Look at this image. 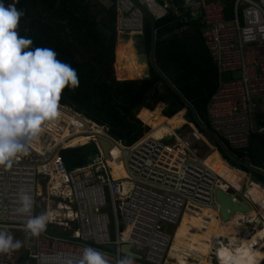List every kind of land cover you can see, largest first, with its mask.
<instances>
[{
    "label": "built area",
    "instance_id": "2783aa9c",
    "mask_svg": "<svg viewBox=\"0 0 264 264\" xmlns=\"http://www.w3.org/2000/svg\"><path fill=\"white\" fill-rule=\"evenodd\" d=\"M229 1L226 20V0H182L178 6L172 0H113L115 30L142 36L146 21L153 24L169 15L181 25L200 24L218 74L217 88L206 105L210 132L229 149L243 152L254 136L264 135V0ZM60 112L48 127L62 133L72 119V136L58 144L42 133L49 140L43 139L40 153L30 148L11 169L0 168V229L17 236L24 250L17 259L12 251L0 253V264H78L86 247L116 264L129 256L123 246L138 256L134 264H166L183 214L199 208L218 212L214 191L221 182L205 165L206 156L199 154L198 146L205 141L193 126L184 135L174 133L183 128L172 131L168 141L144 134L127 147L71 109L60 106ZM76 139L86 141L71 146ZM101 143L109 146L108 153ZM87 145H94L97 154L69 171L59 152ZM111 165H121L126 177L114 178ZM21 187L33 196L32 215L40 210L53 213L46 228L49 234L26 233L27 218L15 211ZM247 203L258 211L252 201ZM256 221L264 226L260 211L257 220L247 224ZM161 224L175 226L172 235L162 232Z\"/></svg>",
    "mask_w": 264,
    "mask_h": 264
},
{
    "label": "trees",
    "instance_id": "16d2710c",
    "mask_svg": "<svg viewBox=\"0 0 264 264\" xmlns=\"http://www.w3.org/2000/svg\"><path fill=\"white\" fill-rule=\"evenodd\" d=\"M99 1L109 5L108 0ZM110 1L109 7L100 5L97 0H18L16 4L25 12L17 29L19 35L31 38L32 47L55 50L58 60L77 71L79 85L63 90L60 106L71 108L81 118L104 127L109 137L127 147L140 140L148 132L147 128L154 131L185 110L188 124L216 149L228 169L250 174L254 181L264 185L263 175L227 158L211 138L214 135L208 125L206 105L217 88L218 74L203 43V27L196 22L181 25L170 15L153 24L146 21L144 49L148 54L154 31L155 68L148 66V79L135 80L142 77L144 66L135 61L137 50L126 34L117 33L116 41L114 5L113 0ZM172 1L177 6L182 2ZM226 1L225 17L228 20L230 1ZM3 3L7 6L13 0H3ZM185 102L192 107L208 134L195 126ZM159 103L165 105L162 117L145 128L159 115V109H154ZM215 138L236 160L246 159L249 165L264 170V135L254 136L249 148L243 152L231 150ZM96 154L94 145L59 152L69 171L85 165ZM114 154L117 155V151ZM214 175L243 198V192L230 184L228 173ZM20 259L23 263L24 257Z\"/></svg>",
    "mask_w": 264,
    "mask_h": 264
},
{
    "label": "clouds",
    "instance_id": "9594fccd",
    "mask_svg": "<svg viewBox=\"0 0 264 264\" xmlns=\"http://www.w3.org/2000/svg\"><path fill=\"white\" fill-rule=\"evenodd\" d=\"M17 3L18 0H13L5 6L0 0V168L3 169H11L17 159L29 154L34 142L60 117L63 90L79 85L77 71L58 60L55 50L32 47L31 38L19 35L17 29L25 12L16 7ZM33 205V196L21 187L15 211L27 218L26 233L38 237L54 217L51 211L32 215ZM20 247L21 242L7 229H0V253ZM255 255L252 252L240 255L229 248H220L217 253L219 264H256ZM78 264H109V261L103 252L86 247ZM116 264H134V258L124 256Z\"/></svg>",
    "mask_w": 264,
    "mask_h": 264
},
{
    "label": "rangeland",
    "instance_id": "374dc122",
    "mask_svg": "<svg viewBox=\"0 0 264 264\" xmlns=\"http://www.w3.org/2000/svg\"><path fill=\"white\" fill-rule=\"evenodd\" d=\"M108 1H109V5L105 6V5H102L99 0H97V2L100 5L105 6V7H109L111 4V1L110 0H108ZM136 39H137V44H138L139 39L138 38H136ZM136 39H135V41H136ZM134 47L137 48L136 46H134ZM143 62H144L143 64H145L147 62V59L144 58ZM227 77L228 76H225L223 78H227ZM232 77H234V75H232ZM156 108L159 109V115L153 121H151V123L148 126H144V124H142L145 128L153 125V123L156 121V119L159 116L162 117V111L165 108V105L163 104V106H158V104H157L154 107V109H156ZM139 113H140V111H139ZM183 114L185 116L184 117L185 120L183 119ZM172 121H175L177 123L176 126L172 127L173 129H178L175 127H177V126L179 127L182 123L184 124L186 121V115L184 113V110H182L181 114H179ZM172 121H170V122H172ZM170 122L162 125L161 127L170 125ZM68 123L70 125V128H72L76 125V121H74L72 119H68ZM70 128L63 129V133L66 136L64 139L72 136V132H71ZM147 129H148V132L145 133L144 136H146L147 134L149 135L150 130H149V128H147ZM186 129H188V128H185L178 133L184 135L188 132V130L186 131ZM157 130L158 129H156L154 131H157ZM154 131H151V132H154ZM43 133H48L53 138V140L55 142L57 141L56 143L59 142V134L54 132L53 130H51L50 127H47ZM174 133L176 135H178L177 132H174ZM43 139H45L46 141L49 140L47 137L41 136L40 137L41 142L39 140L37 142H34V144L31 146V149L37 153H40L42 151V149L44 148L43 147V145H44ZM64 139H63L62 143H64ZM85 141L86 140H83V139L80 140L79 142H81V143H79V145L84 144ZM204 141H205V143H202L201 145L198 146V152L201 156H206L205 164L210 167L209 168L207 166L212 171L213 174H215L217 172L218 173H225V174L228 173L229 176H231L234 171H238L236 169L235 170L228 169L227 166H225L226 163L220 158L216 149L212 145H210L209 142L205 138H204ZM71 146H73V145H71ZM212 150H214V151L210 155L209 152ZM114 155L117 156L116 154H114ZM217 163L220 166H218ZM229 181H230V177H229ZM239 186H240V183H239ZM242 186L246 187L244 185H242ZM219 187L221 189H226L224 187V185H222V184H219ZM40 191H41V196H40L39 200L41 201V198L43 196V189H40ZM39 212H41V210ZM189 212H190V214H189ZM191 212L192 211L187 212V214L181 220L179 226L176 229L175 236H174V242H173L171 249L169 251V255L167 254V257H166V264H217V260H216L217 250H216V248H214L215 250L212 251V249H206L205 247L218 245L220 243V241H221V239L219 238L220 229H218L215 224H213V226H214L213 228H209L208 226L194 225V223H193L194 220H192V219L196 216L194 214V216L192 218ZM233 226H234V224H233ZM230 228L231 227L228 224H224L221 227V229H223V230L224 229L227 230ZM234 228H235V226H234ZM174 229H175V226L168 225V224H161L162 232L167 233L169 235H172ZM256 230H261V225L259 223H257V221L250 224V230L248 231V233L246 235H244L246 237L236 236L233 238L230 235L231 233L227 234L228 236L229 235L231 236L229 243H230V246L233 247L232 249L235 251V250H240L242 246L254 247V244H257L259 238H261V240L264 239V236L262 234L258 233V231L256 232ZM44 233L49 234L48 230L44 231ZM13 237L15 240H17V238H18L17 236H14V235H13ZM227 246L229 247V245H226L225 247L220 246L219 249L220 248H227ZM255 250H258V252L261 254V256L264 255L263 251H261L257 248ZM23 253H24V250L22 247H20L19 249H16V250H12V254L14 255V259H17Z\"/></svg>",
    "mask_w": 264,
    "mask_h": 264
},
{
    "label": "crops",
    "instance_id": "0c3cea01",
    "mask_svg": "<svg viewBox=\"0 0 264 264\" xmlns=\"http://www.w3.org/2000/svg\"><path fill=\"white\" fill-rule=\"evenodd\" d=\"M144 32V31H143ZM117 33L118 32H116V41H117ZM126 36H128L129 37V39H131L132 40V42H133V44H134V46H136L137 48H136V50H137V52H136V54H137V57H138V59L137 60H139L141 63H144L143 61H144V58H146L147 59V53L145 52V46H144V42H143V35L142 36H134V35H126ZM136 38H138L139 39V43L137 44V39ZM135 39H136V41H135ZM116 47V46H115ZM146 53V54H145ZM115 61H116V54H115ZM143 66H144V68H143V70H142V72H141V75H142V77L140 78V79H135V80H145V79H148V73H149V70H148V66L149 65H147V62L145 63V64H143ZM114 73H115V63H114ZM115 77H116V75H115ZM66 108H68V107H66ZM69 109H71V108H69ZM141 109H143V108H141ZM140 109V110H141ZM72 110V109H71ZM139 110V111H140ZM73 111V110H72ZM74 113H75V111H74ZM184 113H186V111L184 110ZM75 114H77V113H75ZM78 115V114H77ZM186 115V114H185ZM80 116V115H79ZM158 116V115H157ZM156 116V117H157ZM155 117V118H156ZM185 116H184V114H183V119L185 120V118H184ZM175 128H178V126L177 127H175ZM181 128H183V129H185V128H188V129H186V131L187 130H189V129H191L192 128V125H189L188 124V122L187 121H185V123L183 124H181L180 126H179V128L178 129H175V131H179ZM182 129V130H183ZM178 135H183V134H179L178 133ZM39 141L41 142V140H40V138H39ZM42 144V143H41ZM43 145V144H42ZM70 149H75V148H70ZM66 150H68V149H66ZM65 151V150H64ZM213 151L214 150H212V151H210L209 153H210V155L213 153ZM244 161H247L246 159H244ZM248 163V162H247ZM84 166V165H83ZM82 167V166H81ZM253 167V166H252ZM79 168V167H78ZM73 169H75V168H73ZM258 169V168H257ZM72 170V169H71ZM231 170V169H230ZM259 170H261V169H259ZM262 171H264V170H262ZM239 172V171H238ZM240 173H242V175H243V178H242V180L240 181V186L238 185V190L240 191V192H244V190H246V191H248L247 189H248V187L250 186V185H252V184H257V185H259L261 188H257V189H262V190H264V185L263 184H261L260 182H258V181H254L253 179H252V177L250 176V174H246V173H243V172H240ZM113 174V173H112ZM249 177V178H248ZM220 184H222V185H224V187L226 188V189H221L220 187H219V184L217 185V189H219V190H222L223 192H224V194H226L227 196H229L232 200H235L237 203H238V205H243V203H247L248 201H252V203H253V205H257V202H255L254 200H253V198H251V197H249L248 195H246V194H244V193H242V196H243V198L241 197V196H238V194H234L231 190H230V188L225 184V183H220ZM242 185H244V186H246V187H243ZM199 209H202V210H209L208 208H199ZM252 211L249 213V214H233V215H231V217H230V222H232V224H234V226H235V228H234V231H232L231 232V236L234 238V237H236V236H239V237H246V236H244V235H246L247 233H248V231L250 230V225L249 224H247L249 221H254V220H257V218H258V212L257 211H255V209L252 207ZM258 211H260L259 210V208L257 209ZM216 212V211H215ZM262 212V211H261ZM260 212V215L263 217V219H264V214H263V212L261 213ZM40 214H41V212H39ZM187 214V212L185 213V215ZM189 214H190V212H189ZM194 214H195V216L196 217H194L193 218V216H194ZM191 215H192V220H194L193 221V223H194V225H201V226H208L209 228H213L214 226H213V224H215L216 225V227L218 228V229H220V235H219V238L222 240V237H221V233L223 232V231H227V230H229V229H227V230H223V229H221V227L224 225V223H222L221 222V220H219V217H218V215H217V213H216V217L218 218H216V219H214V220H209L208 219V217L205 215H203V214H201V213H199L197 210H195V211H192L191 212ZM228 225H230V227H231V224H228ZM258 231V233H260V234H262L263 236H264V226H261V230H256V232ZM255 233V232H254ZM253 233V234H254ZM252 234V235H253ZM226 236V238H225V240L223 241V243L220 241V243L218 244V245H215V246H221V243H222V246H225V245H229V247L227 246V248H230V249H232L233 247H231L230 246V243H229V241H230V237L231 236ZM251 235V236H252ZM250 236V237H251ZM259 239H261V238H259ZM259 239H258V241H259ZM258 245H256L255 246V248H257V249H259V250H261V251H263L264 252V239H262L260 242H258L257 243ZM215 246H207V247H205V248H207V249H209L210 247H215ZM251 248V249H250ZM233 250V249H232ZM234 251V250H233ZM236 251H239V253H241V254H248L249 252H252V253H255L256 255H255V261H256V264H257V260L261 257V254L258 252V250H254V249H252V247L251 246H248V247H246V246H242L241 247V249L240 250H235L234 252H236ZM264 262V258L258 263V264H261V263H263Z\"/></svg>",
    "mask_w": 264,
    "mask_h": 264
},
{
    "label": "bare ground",
    "instance_id": "6f19581e",
    "mask_svg": "<svg viewBox=\"0 0 264 264\" xmlns=\"http://www.w3.org/2000/svg\"><path fill=\"white\" fill-rule=\"evenodd\" d=\"M137 59H138V57H136L135 61H139V60H137ZM179 121H180V120H179ZM179 123H180V122H179ZM176 125H177V123H176L175 121H172V122H170V125H168V126H164V127H161V128H158L157 131L151 132V133H149V135H150L151 137L157 139V140H160V139L166 138V137H168V135H170V134L172 133V131L175 130V129H173L172 127H174V126H176ZM178 128H179V127H178ZM58 134H59V142H58V144H61L62 141H63V139H64L66 136H65V134H64L63 132H62V133H58ZM80 140H82V139H76V140L72 141V142H71V145H73V146L79 145V143H81V142H79ZM56 142H57V141H56ZM205 161H206V158H205ZM205 165H206V164H205ZM206 166H208V165H206ZM208 167H209V166H208ZM209 168H210V167H209ZM111 169H112V173H113V177H114V178H125V177H126V174H125L124 170L122 169L121 165H118V166H117V165H111ZM213 171H214V170H213ZM229 177H230V184H231L232 186H234L235 188H238V185H239L240 181H241L242 178H243L242 173H240V172H238V171H234V172L232 173V175L229 176ZM247 190H248V191L244 190L243 193L246 194V195H248L249 197L253 198V200H254L255 202H257V207L259 208L260 212L262 211L263 214H264V190H262V189H257V188H256L255 186H253V185H250V186L248 187ZM231 200H232V199H231ZM232 201L235 202V203H237L235 200H232ZM237 205H238V203H237ZM252 210H253L252 207H250V212H251ZM197 211H198L199 213L203 214L204 216L206 215V216L208 217L209 220H214V219H216V213H217V215H218V217H219V220H221V218H220L218 212H215V211H213V210H210V209H209V210L198 209ZM250 212H249V213H250ZM262 212H261V213H262ZM249 213H246V214H249ZM231 215H233V214H228V219H226V220H221V222L224 223V224H231V228H230L229 230H227V231H223V232L221 233V237H222L221 242H222V243H223V241L225 240L226 236H228L227 234H230L232 231H234V226H233L232 222H230V217H231ZM184 217H185V214H183V216L181 217V220H182ZM181 220L179 221L177 227L179 226ZM177 227H176V229H177ZM175 232H176V230H175ZM175 232H174V236H175ZM174 236H173V238H172L171 246H172V244H173V242H174ZM171 246H170V248H169V251H170V249H171ZM221 246H222V244H221ZM225 246H226V245H225ZM225 246H224V247H225ZM214 248H216L217 253H218L219 246L210 247L209 249H214ZM206 249H207V248H206ZM250 249H251V248H250ZM252 249L255 250L256 248H255V247H252ZM169 251H168V255H169ZM263 258H264V255H262V256L257 260V264H258ZM216 260H217V264H218V263H219V261H218V256H217Z\"/></svg>",
    "mask_w": 264,
    "mask_h": 264
},
{
    "label": "water",
    "instance_id": "95a60500",
    "mask_svg": "<svg viewBox=\"0 0 264 264\" xmlns=\"http://www.w3.org/2000/svg\"><path fill=\"white\" fill-rule=\"evenodd\" d=\"M154 47H155V33L153 31V39H151V45H150V50L148 52L147 55V65L155 68V63H154ZM166 84L170 87V84L166 81ZM171 88V87H170ZM173 90V89H172ZM158 106H163V103H159ZM185 106L186 108L190 111L191 116H192V120L195 124V126L203 133L208 134V130L206 129V127L203 126V124L200 123V121L196 118L194 111L192 109V107L185 102ZM213 142H215L216 146L219 147L223 153L225 154V156L227 158H229L230 160L234 161L237 164H240L242 167L247 168L249 171L261 174L264 176V171L259 170L255 167H252L251 165H249L247 163V161H238L236 160L232 155H230V153L226 150V148L220 143L219 140H217L214 136H211ZM170 139V137L165 138V141H168ZM101 147L104 151V153H108V149L109 146L105 143H101ZM47 152L44 154V157L47 156ZM214 198L216 200V202L218 203L219 209H218V213L219 216L221 218V220H226L228 219V214H246L250 212V206L248 205V203H243V205H237V203L233 202L231 200V198L229 196H227L226 194H224V192L222 190L219 189H215L214 191ZM257 223L260 224V221H257ZM111 248V246H110ZM122 251L124 252V254H127L129 256L135 257L137 258V255L131 254L128 251V246H123L122 247Z\"/></svg>",
    "mask_w": 264,
    "mask_h": 264
}]
</instances>
